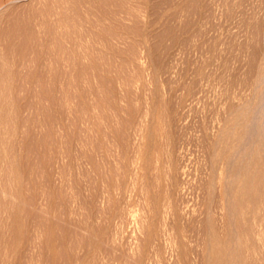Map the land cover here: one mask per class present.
Segmentation results:
<instances>
[{"label": "rangeland", "instance_id": "obj_1", "mask_svg": "<svg viewBox=\"0 0 264 264\" xmlns=\"http://www.w3.org/2000/svg\"><path fill=\"white\" fill-rule=\"evenodd\" d=\"M1 2L0 264H264V0Z\"/></svg>", "mask_w": 264, "mask_h": 264}, {"label": "bare ground", "instance_id": "obj_2", "mask_svg": "<svg viewBox=\"0 0 264 264\" xmlns=\"http://www.w3.org/2000/svg\"><path fill=\"white\" fill-rule=\"evenodd\" d=\"M1 1H3V0H1ZM0 1V3L2 4V2ZM6 1V0H5ZM44 2V1H43ZM40 3V2H39ZM45 3V2H44Z\"/></svg>", "mask_w": 264, "mask_h": 264}]
</instances>
